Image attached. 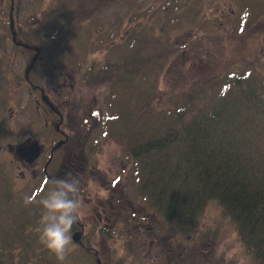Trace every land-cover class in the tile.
<instances>
[{"label": "rangeland", "instance_id": "1", "mask_svg": "<svg viewBox=\"0 0 264 264\" xmlns=\"http://www.w3.org/2000/svg\"><path fill=\"white\" fill-rule=\"evenodd\" d=\"M130 1L111 3L99 10L86 8V19L70 25L71 3L65 11L66 0H13V6L9 0H0V168L7 180L11 202L21 197L18 202L21 207L29 206L25 203L26 197L31 196L38 202L54 187L41 175L39 168L42 154L48 152L49 145L56 140L50 136L55 135L51 133L52 125H45L46 110L40 107L37 113L36 102L43 100L40 92L33 90L25 79L35 49L13 42L9 28L12 24L18 41H27L36 37L35 34L42 39V42L35 41L36 45H41L37 47L36 67L31 68L29 79L31 84L37 80L45 88L49 102H62L57 107L58 112L64 113L75 126L71 131L60 126L73 137L72 143L53 156L49 171H56L63 162L62 173L67 174L68 167L76 165L77 161L76 178L80 182L82 203L80 222L101 263L163 264L159 259L161 249L157 246L139 250L127 248L135 238L129 228L131 221H135L133 211L137 215L148 201L140 194L124 144L121 145L118 134L109 130L107 99L112 84L109 81L98 85L88 83V79H84V70L91 64L97 67L102 60L116 58L118 47L129 33L159 38L169 48L176 46L168 68L160 74L157 83L154 104L160 107L178 100L183 91H190L192 84L206 89L204 81L241 65L248 53L264 44V22L256 25L260 27L250 34L234 31L237 25L229 19L236 7L235 0ZM132 4L138 8L135 16L130 10ZM29 41L33 43V40ZM197 47L201 50L199 55L190 57ZM254 56V63L261 65L259 79H264V51L260 48ZM37 74L41 76L37 77ZM209 83L207 89L212 90ZM125 103L133 107L135 102L131 99ZM32 139L42 144V154L33 165L27 166L14 151ZM68 147L76 155L71 160L65 153ZM36 204L34 207L40 214V206ZM169 227H172L171 223ZM173 227L171 233L178 228ZM197 230L191 235L205 236V240L198 241L196 246L200 251L199 264H258L243 248L235 223L224 214L218 202L209 201ZM192 236L187 242L185 237L180 241L179 237L165 240L178 251L179 257L191 259V252H196ZM141 240L145 238L141 237ZM148 242L152 243L150 238H146V245ZM71 248L74 263L96 264L93 256Z\"/></svg>", "mask_w": 264, "mask_h": 264}, {"label": "trees", "instance_id": "2", "mask_svg": "<svg viewBox=\"0 0 264 264\" xmlns=\"http://www.w3.org/2000/svg\"><path fill=\"white\" fill-rule=\"evenodd\" d=\"M74 1L66 0L63 8L67 11L71 3L70 25L86 19V8L99 10L127 0ZM235 4L229 19L237 25L234 31L250 34L264 22V0H235ZM130 10L134 15L138 8L132 4ZM35 36L26 39L38 47L41 44L35 41L42 39ZM125 37L116 58L102 60L97 67L91 64L84 70V79L97 85L104 81L112 84L107 99L109 130L124 144L140 194L148 201L137 215L133 211L135 221L129 228L137 241L131 239V246L126 247L139 250L157 246L163 264H199L196 246L205 236L191 234L198 231L203 210L214 200L235 223L243 248L258 264H264V79H259L260 63L253 60L260 48L264 51V44L248 53L241 65L204 81L206 89L192 84L178 100L156 107L159 76L177 48L144 34ZM200 52L197 47L190 57ZM207 83L212 90L207 89ZM131 99L134 106H126ZM8 190L0 168V264H61L38 243L40 214L34 207L38 202L26 197L33 203L21 207V197L12 203ZM79 222L73 225L72 234L79 230ZM172 224L178 227L173 233ZM191 236L196 249L191 259L179 257L165 240L185 237L187 242ZM141 237L150 238L152 243L146 245ZM71 246L75 252L82 250L93 256L96 263L93 252L97 250L85 234L81 245L72 241ZM72 255L71 250L62 264H78Z\"/></svg>", "mask_w": 264, "mask_h": 264}, {"label": "clouds", "instance_id": "3", "mask_svg": "<svg viewBox=\"0 0 264 264\" xmlns=\"http://www.w3.org/2000/svg\"><path fill=\"white\" fill-rule=\"evenodd\" d=\"M51 183L54 187L38 201L41 213L36 230L37 239L62 264L72 250L73 225L82 218L80 182L71 173H67L65 177L57 178ZM25 203L33 201L29 199Z\"/></svg>", "mask_w": 264, "mask_h": 264}, {"label": "flooded vegetation", "instance_id": "4", "mask_svg": "<svg viewBox=\"0 0 264 264\" xmlns=\"http://www.w3.org/2000/svg\"><path fill=\"white\" fill-rule=\"evenodd\" d=\"M40 76H41V74H37V77H40ZM34 86H36V90H38L41 93V96H42V99H43L40 102L39 101L36 102L37 103V105H36L37 112L39 114L40 107H42L43 110H46V112H47V117L45 118V125H49V122L48 121H49V119L51 120L53 118V115H55V114L58 115V122L55 124L56 131L55 132H51L55 136L54 137L53 136H50V137H52V139H56L55 140L56 143H55V141L51 142V144L49 143L50 145H49V148H48V152L46 150L44 152V154L40 153V155L38 157V159L41 158V154H42V158H41V163L42 164H41V166L39 168V169H41V172L40 173L44 174L48 179H50L51 181H53L56 178L65 177V175H66L65 173H62V168L64 167V164H65L63 162H62V164L60 163V166L58 167V169L60 168L59 170L56 169V171H53L51 169V172L48 171V169L50 168V165L52 166V164H53V163L51 164L53 155L55 154V152L58 153L59 151H61L63 149V147L69 146V143H72L71 139L73 138L72 136H69L63 129H61L60 126L62 125L63 127L67 128L68 130L70 129L69 131L73 130L72 128L75 127V126H73L71 124V122L68 121V117L65 116V114H64V116H62V114L58 112L57 107H59L62 104V102H57L56 104H52L44 96V94H45V88L42 87L40 84H36ZM43 101H45L44 102L45 104L43 103ZM42 103L47 108L44 105H42ZM49 111H51L53 113V114L50 113L52 116L49 115ZM53 119L56 120L57 118H53ZM29 142H31V140H28L25 143H29ZM27 145H29V144H27ZM27 145H25V146H27ZM41 146H42V144H41ZM41 149H42V147H41ZM65 153L67 154V156L69 157L70 160H71L72 156L76 157V155L72 153V151L69 149V147L67 148V150H66ZM66 154H65V156H66ZM80 154H81V156L84 155L83 148H81V153ZM72 161H76V160H72ZM24 163L26 164L27 162H24ZM33 164H34V162L27 163V166H31ZM55 164H56V162H54V165ZM76 165H77V161H76ZM76 165L71 164V166L68 167L69 168V173H71L72 176H74V177H78V174H76V171H77ZM33 171L36 172L37 170L36 169H33ZM83 171L84 170H81L80 172H83Z\"/></svg>", "mask_w": 264, "mask_h": 264}, {"label": "water", "instance_id": "5", "mask_svg": "<svg viewBox=\"0 0 264 264\" xmlns=\"http://www.w3.org/2000/svg\"><path fill=\"white\" fill-rule=\"evenodd\" d=\"M15 152L23 159L28 162L33 161L40 153V146L37 141H33L27 146H18L15 148ZM73 240L75 243L81 245V232H76L73 235ZM97 264H101L100 260L97 258Z\"/></svg>", "mask_w": 264, "mask_h": 264}]
</instances>
